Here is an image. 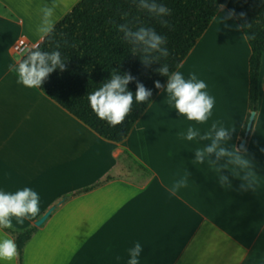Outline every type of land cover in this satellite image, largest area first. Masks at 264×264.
<instances>
[{
    "label": "crops",
    "instance_id": "obj_1",
    "mask_svg": "<svg viewBox=\"0 0 264 264\" xmlns=\"http://www.w3.org/2000/svg\"><path fill=\"white\" fill-rule=\"evenodd\" d=\"M81 1L0 0V188L14 193L27 186L41 197L37 217L13 219L18 229L35 226L55 206L25 246L24 264H127L137 242L140 264H264V52L258 109L244 146L252 49L228 8H220L177 69L206 82L215 97L212 120L234 128L222 146L252 161L255 189H244L227 157L213 153L194 163L195 148L211 141L179 138L194 122L169 107L167 83L116 143L40 88L17 82L9 67L23 54L14 46L22 38L44 41L42 9L53 10L54 28ZM211 122L198 125L202 135ZM216 168L231 188L220 184ZM185 176L187 186L172 195V184Z\"/></svg>",
    "mask_w": 264,
    "mask_h": 264
},
{
    "label": "trees",
    "instance_id": "obj_2",
    "mask_svg": "<svg viewBox=\"0 0 264 264\" xmlns=\"http://www.w3.org/2000/svg\"><path fill=\"white\" fill-rule=\"evenodd\" d=\"M171 9V15L158 17L139 7V0H82L47 35L34 50L59 51L65 58V69L49 74L41 85L53 101L85 123L100 137L120 143L148 108L155 95L165 86L168 77L160 74L167 66L169 73L176 71L188 57L198 40L206 32L220 8L225 6L236 18L251 49L250 58V114L258 109L259 76L264 52V0H156ZM162 21H167L165 25ZM126 24L129 31L144 27L165 37L160 51L145 50L143 44L129 40L119 30ZM23 55L22 61L30 52ZM113 73L129 74L134 79L128 90L135 95L137 84H143L152 95L137 103L135 98L129 114L121 125L112 127L92 111L88 96ZM159 82L161 87L156 88ZM247 126L244 130L246 132ZM88 190V189H86ZM14 227V226H13ZM17 244L18 262L24 264L23 251L37 230L34 225L23 229H3Z\"/></svg>",
    "mask_w": 264,
    "mask_h": 264
},
{
    "label": "clouds",
    "instance_id": "obj_3",
    "mask_svg": "<svg viewBox=\"0 0 264 264\" xmlns=\"http://www.w3.org/2000/svg\"><path fill=\"white\" fill-rule=\"evenodd\" d=\"M139 7L158 17L171 15V9L163 4H158L156 0H139ZM42 12L44 19L38 31L43 35H50L53 32L51 20L53 10L44 8ZM230 18L231 16H229ZM162 23L166 25L167 21H162ZM118 27L130 41L143 44L146 51L152 49L160 51L163 56L169 54L166 49L161 48V45L167 43L166 38L157 34L155 30L141 27L137 31H129L126 24H121ZM57 69L61 71L65 69V58L62 57L61 53L59 51L45 52L40 50L31 51L23 62L9 67V71L16 75L17 82L29 89L41 88L49 74ZM158 71L168 77L166 93L169 107L176 110L178 115L187 121L194 122L187 125L186 132L180 133L179 138L187 142H194L197 145L199 143L198 138L199 140L211 141L206 146L195 148L194 163L203 164L205 159L213 153L217 158L227 157L228 164L235 166L232 169L234 175L243 181L241 187L255 189V182L252 179L253 164L246 153L241 154V150L235 148L229 151L222 146V143H227L230 139V132L234 131V128L223 126L219 120H212L215 97L207 91L206 82L199 79L194 72L189 73L186 77L180 70L169 73L167 66ZM133 79L134 77L129 74L121 76L113 73L111 79L89 94L90 107L100 120L106 121L112 127L121 125L131 110L134 98L137 103L148 100L152 93L150 90H146L143 84H137L135 95L128 90V85ZM155 86L156 88L161 87L159 82ZM210 120L212 122L208 130L202 135L198 125H209ZM209 163L212 162L209 161ZM236 168H239L240 172H237ZM214 171L219 175V168L214 169ZM219 182L228 188L232 186L228 177L224 175H219ZM186 186L187 177H181L172 184L170 192L172 195H176L181 188ZM40 201L39 193L31 187H23L14 193L0 188V230H14L13 219L17 224H23L25 219L37 217L40 214ZM76 250L73 248V252ZM142 250L143 246L139 242L130 248L127 264H140L139 258ZM17 255L15 240L9 238L7 234H0V264H13Z\"/></svg>",
    "mask_w": 264,
    "mask_h": 264
},
{
    "label": "water",
    "instance_id": "obj_4",
    "mask_svg": "<svg viewBox=\"0 0 264 264\" xmlns=\"http://www.w3.org/2000/svg\"><path fill=\"white\" fill-rule=\"evenodd\" d=\"M255 116H256V112L253 111L250 115V118H249V122H248V125H247V129H246V137L245 139L242 141V145L244 146L246 144V140H247V137L248 135L250 134V131L252 129V126H253V123H254V119H255ZM55 209V206L51 207L39 220L35 221V226H41L47 219L48 217L50 216V214L52 213V211Z\"/></svg>",
    "mask_w": 264,
    "mask_h": 264
},
{
    "label": "built area",
    "instance_id": "obj_5",
    "mask_svg": "<svg viewBox=\"0 0 264 264\" xmlns=\"http://www.w3.org/2000/svg\"><path fill=\"white\" fill-rule=\"evenodd\" d=\"M40 43H33L27 39H20L14 46V49L19 54L25 55L27 52L37 49L39 47Z\"/></svg>",
    "mask_w": 264,
    "mask_h": 264
}]
</instances>
